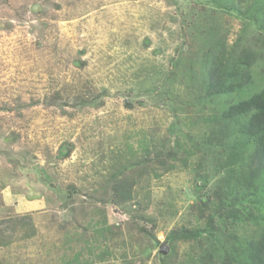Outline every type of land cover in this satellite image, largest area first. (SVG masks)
<instances>
[{
	"label": "rangeland",
	"instance_id": "obj_1",
	"mask_svg": "<svg viewBox=\"0 0 264 264\" xmlns=\"http://www.w3.org/2000/svg\"><path fill=\"white\" fill-rule=\"evenodd\" d=\"M250 2L0 0V229L23 215L38 229L30 238L27 228L16 231L0 247L1 260L64 264L82 252L81 264H125L124 254L131 264H161L173 252L170 231L207 222L197 218L196 169L203 167L209 180L203 199L212 201L219 143L227 138L212 136L220 122L208 120L220 102L205 97L204 55L222 36L235 45L243 35V44L260 54L254 86H261L264 40L257 25L231 9ZM227 97L221 103L233 98ZM147 141L149 149L156 146L149 154ZM177 142L195 155L188 166L176 162L155 178L159 157ZM143 158L153 161L143 167L136 163ZM124 172L137 196L120 204L111 182ZM102 212L114 227L107 239L83 229L93 221L101 230ZM92 245L108 256L89 255ZM188 253L190 244L176 243L172 256L182 264Z\"/></svg>",
	"mask_w": 264,
	"mask_h": 264
},
{
	"label": "trees",
	"instance_id": "obj_2",
	"mask_svg": "<svg viewBox=\"0 0 264 264\" xmlns=\"http://www.w3.org/2000/svg\"><path fill=\"white\" fill-rule=\"evenodd\" d=\"M231 9L237 11V15H244L250 22L257 25L258 34L261 37L258 40H264V0H251L243 10L234 7ZM242 36L235 45H230L222 36L215 49L208 53L206 51L204 55L205 97L216 98L220 102L217 111L219 113L208 120L215 124L220 122L219 134L215 135L212 132V136L223 134L227 140L219 143L220 153H222L215 165V172L220 177L217 180L218 183L214 185L215 197L212 201L203 199L206 197V195L203 196V192L209 180L206 177L203 179L201 165L196 169L197 178L194 182L202 181L201 185L195 183L194 189L197 218L198 221L204 219L207 222L176 228L166 236L173 252L176 243L190 244L192 253L187 254V260L182 261V264H264V80H258L261 86H254L256 79L254 68L260 54L252 47L245 46ZM227 96H233V98L221 103L222 99L228 98ZM148 142L142 146L149 154L156 149V146L153 145L154 148L149 149ZM176 147L174 152H167L164 159L160 160L159 157L157 168L151 166L153 167L151 174L155 178H160L174 170L176 162L188 166L189 158L196 153L193 148L180 142L176 143ZM131 150L133 154L136 152L133 147ZM131 161L132 159L126 164L132 163ZM152 161L151 158L147 160L143 158L138 159L136 163L140 162L145 167ZM119 176L120 174H117L112 178L111 189L115 191L113 199L117 203L125 204L137 196L134 190L135 180L125 172L122 179H119ZM103 191L109 195L105 188ZM110 196L112 197L111 194ZM211 206L214 207L211 208ZM225 206L232 209L230 215L221 213L224 210L222 207ZM98 222L103 225L101 230L96 228L97 223L90 221L88 225L83 226L84 231L95 228V233L98 232L100 237L104 236L103 239L105 237L107 239L112 235V228H114L108 225L107 213L102 212L101 220ZM3 223L4 227L0 229V247L10 245L16 238V231L27 228L28 232L24 235L28 238L36 235L38 231L36 222L30 215L7 219ZM146 231L142 229L140 232L149 238L147 234L151 233ZM107 233L109 236H106ZM151 239L154 244L160 245L155 235ZM87 242L90 244L88 239ZM92 246L88 248L89 255L94 254L98 260L108 256L109 252H101L97 245ZM124 252L127 253L126 250ZM172 253L162 257L161 264H177L176 256H172ZM82 256V252H76L71 261L66 258L62 262L81 264ZM124 257V263L131 264L127 254H124ZM0 264L9 263L0 259Z\"/></svg>",
	"mask_w": 264,
	"mask_h": 264
},
{
	"label": "water",
	"instance_id": "obj_3",
	"mask_svg": "<svg viewBox=\"0 0 264 264\" xmlns=\"http://www.w3.org/2000/svg\"><path fill=\"white\" fill-rule=\"evenodd\" d=\"M169 246L167 245V243L165 244H162L161 247H160V252L163 254V255H166L169 251Z\"/></svg>",
	"mask_w": 264,
	"mask_h": 264
},
{
	"label": "crops",
	"instance_id": "obj_4",
	"mask_svg": "<svg viewBox=\"0 0 264 264\" xmlns=\"http://www.w3.org/2000/svg\"><path fill=\"white\" fill-rule=\"evenodd\" d=\"M36 202L38 201V202H40L41 201V199H37V200H35Z\"/></svg>",
	"mask_w": 264,
	"mask_h": 264
}]
</instances>
